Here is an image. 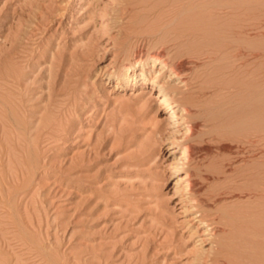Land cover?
I'll list each match as a JSON object with an SVG mask.
<instances>
[{"label":"rangeland","instance_id":"374dc122","mask_svg":"<svg viewBox=\"0 0 264 264\" xmlns=\"http://www.w3.org/2000/svg\"><path fill=\"white\" fill-rule=\"evenodd\" d=\"M173 1L0 0V264H264V0ZM136 49L147 67L182 54L187 81L161 64L119 78ZM183 98L197 103L193 191L166 145L184 130L165 101Z\"/></svg>","mask_w":264,"mask_h":264},{"label":"bare ground","instance_id":"6f19581e","mask_svg":"<svg viewBox=\"0 0 264 264\" xmlns=\"http://www.w3.org/2000/svg\"><path fill=\"white\" fill-rule=\"evenodd\" d=\"M175 1V0H174ZM173 1V2H174ZM190 2V1H189ZM201 2H203V0L201 1ZM200 2V3H201ZM179 3V2H178ZM181 3V2H180ZM171 4V3H170ZM188 4V3H187ZM186 4V5H187ZM192 4V3H191ZM188 5V7L190 6V10H192L191 12L189 11V13H192V12H195L196 13V11H197V13H198V10L196 9V11H195V7H194V5L192 4V5ZM198 4V3H197ZM202 5L204 4V2L203 3H201ZM183 5V4H182ZM204 6H206L205 4L202 6V7H204ZM179 7V6H178ZM200 8H201V6H199ZM223 7V6H222ZM209 7H207V8H205L204 7V9L205 10H209L208 9ZM177 9H179V8H177ZM202 10H203V8H202ZM204 12H206V11H204ZM211 12V11H210ZM241 12H243V11H241ZM217 13V12H216ZM194 13H192V14H189V15H193ZM206 14H208V12H206ZM185 15H186V12H185ZM198 15V14H197ZM193 16H195V15H193ZM211 16V15H210ZM195 18H196V16H195ZM202 17H200V19H201ZM203 19V18H202ZM202 22H204V20H202ZM205 23V22H204ZM198 27H199V24H196ZM209 26V25H208ZM194 27V26H193ZM206 27V26H205ZM241 27V26H240ZM243 27V26H242ZM204 28V27H203ZM206 28H208V27H206ZM219 28V27H218ZM209 29V28H208ZM211 29V28H210ZM236 29V28H235ZM194 30H196V28L194 29ZM198 31V30H197ZM201 31V30H200ZM195 32V31H194ZM220 32V31H219ZM226 33V32H225ZM224 33V34H225ZM239 33V32H238ZM195 34V33H194ZM197 34V33H196ZM206 34H209V33H206ZM211 34V33H210ZM203 35H204V33H203ZM218 36V35H217ZM220 36V35H219ZM218 36V37H219ZM208 37V36H207ZM210 38H211V36H209ZM224 39V38H223ZM171 40H173V39H171ZM210 40V39H209ZM221 40H222V38H221ZM224 40H226V39H224ZM223 40V42L222 43H220L221 45H219L218 47H215L216 45H214V47L215 48H213L212 49V53H213V55H218V56H221V58H219V59H223V58H227L226 56H227V40L226 41H224ZM164 41V40H163ZM171 42V41H170ZM211 42V41H210ZM164 44H166V43H164ZM211 44V43H210ZM215 44H217V43H215ZM167 45V44H166ZM174 46V45H173ZM242 45H240L239 46V48L241 47ZM243 46H245V45H243ZM164 47V46H163ZM162 48V47H161ZM165 48H167V47H165ZM171 49H173V48H171ZM242 49V48H241ZM182 50V49H181ZM142 49H136V50H134L133 52H132V55H133V58H134V60L130 63V64H127V65H125L124 66V72H123V74L122 75H120L119 76V78H121V79H125V80H129L131 77H132V79L134 78V79H136L137 80V78L140 76V78L138 79V80H142V81H144V80H146V79H148V76L152 73V68L156 65V64H161V68H160V70H158L159 71V75L161 74L160 73V71L163 69V68H168L169 70H170V75H172V77L174 76V77H177V78H180L181 79V81H187L186 79H185V75H183V73L185 72V70L187 69V66H189V65H187V59H185L184 57H183V55L182 54H180V53H175L174 55H172V56H167V54H166V49L164 50V49H161L160 51L158 50L157 52H152V53H149L148 54V59H150V62L148 61V67H147V62H145V60H146V58H144L143 57V54H142ZM237 51H239V54H240V52L242 53V51H240V49H237ZM211 53V54H212ZM234 53V52H233ZM253 53V52H252ZM238 55V54H237ZM241 55V54H240ZM145 56V55H144ZM233 56V55H232ZM241 57H243V56H241ZM196 60V59H195ZM219 63L218 64H216L215 66H214V68H215V70H216V72H218V74L219 75H226L225 74V69H227V63L226 62H221V61H218ZM216 63V62H215ZM242 63V62H241ZM137 66H141L142 68H141V70H140V72L139 73H137V71H136V68H137ZM192 68V67H191ZM210 68V67H209ZM213 68V69H214ZM202 70H204V69H202ZM206 70V71H205ZM204 71H203V73H200L199 71H198V73H196L194 76H193V78L194 79H196V80H198L199 78V80L201 81L202 79H204L205 78V75L207 76V74H208V72H207V70L208 69H205ZM158 71H155V72H158ZM213 72V71H212ZM193 73V72H192ZM205 73V74H204ZM194 74V73H193ZM158 75V76H159ZM211 75V74H210ZM210 75H208V76H210ZM220 77V76H219ZM222 77V76H221ZM212 78V77H211ZM191 80V79H190ZM192 81H194L193 79H192ZM191 81V82H192ZM155 83V82H154ZM189 84H190V82H189ZM188 84V85H189ZM203 87V86H202ZM202 87H198V88H201L202 89ZM190 89V88H189ZM243 89V88H242ZM241 89V90H242ZM245 89H247V88H245ZM160 90H163L164 91V89H163V87L161 86L160 87ZM257 90V89H256ZM244 91V90H243ZM247 91V90H246ZM259 91V90H258ZM164 93V92H163ZM257 93V92H256ZM259 93H260V91H259ZM258 93V94H259ZM165 94V97H166V93H164ZM202 94V93H201ZM200 94V95H201ZM257 95V94H256ZM258 96V95H257ZM22 97H24V96H22ZM200 96H197V97H194V98H196V99H194V100H196V102H197V100H198V98H199ZM27 98V97H26ZM25 98V99H26ZM23 99V98H22ZM180 99V98H179ZM184 99V98H183ZM182 99V101H180L177 105L179 106V108L178 109H176V106H174V105H172L169 101H168V99H166V101H165V103H166V109H169V117H168V119H170V120H172L170 123H171V125L173 126V127H175V124L177 123L179 126H180V129L182 128L184 131L180 134V135H176L177 134V132H176V134L174 135V136H172V137H168V141H167V143H166V145L167 144H169L170 145V148L171 149H174V148H178V147H180V149L182 150V156H183V159L185 160L182 164H181V169H179L180 171H183L184 172V174H183V176H179L178 178H177V182L179 183V182H181V181H183V182H185L186 183V189H189V190H195L196 188H197V175L199 174L198 173V170H196V169H193L192 167H191V158H194L193 157V154H194V149H195V147H196V144L194 145V143H193V140L195 139V137H196V126H197V123H195L194 122V118H193V115H192V106H195V105H197V103L196 104H194L193 103V99H184L183 100ZM200 99V98H199ZM252 99V98H251ZM23 101H25L26 102V100H23ZM23 101H22V103H23ZM21 103V104H22ZM198 103H199V101H198ZM225 103V102H224ZM222 104V103H221ZM201 105V104H200ZM243 106V105H242ZM21 107H22V105H21ZM28 107V106H27ZM244 108V107H243ZM227 109V108H226ZM247 109V108H246ZM24 110H25V112L26 111H28L27 109H25V107H24ZM243 110H245V109H243ZM180 111V112H179ZM225 111V110H224ZM227 111V110H226ZM248 112V111H247ZM253 112V111H252ZM30 113V112H29ZM223 114H224V112H223ZM248 115V114H247ZM223 116V115H222ZM249 116V115H248ZM254 116V115H253ZM256 116V115H255ZM258 116V115H257ZM10 117V116H9ZM224 121V120H223ZM19 123V122H18ZM227 124V123H226ZM228 125V124H227ZM20 126H22V125H20ZM153 132H154V139L156 140V143H157V146L154 148V151H153V154L156 156L157 155V153L161 150V145L163 144L162 142H161V136H162V133H160L161 131H160V129H159V127H157V124H155V128H154V130H152ZM159 132V134H160V137H158L157 135V133ZM179 132V131H178ZM255 132V131H254ZM171 136V135H170ZM166 140H167V138H166ZM196 143V142H195ZM223 146V145H222ZM201 147H204L203 149H205L206 150V146H203V144H202V146ZM224 147V146H223ZM200 148V147H199ZM198 148V149H199ZM209 148V147H208ZM208 148H207V150H208ZM226 148V147H225ZM202 149V148H201ZM202 149V150H203ZM221 149H222V147H221ZM223 150V149H222ZM204 151V150H203ZM154 157V156H153ZM215 158V157H214ZM216 163H217V165H216V163H215V165L217 166V168L215 167V169H216V171H214V169H213V171H214V174L217 176V178H222V181H223V185H222V187L221 188H219L220 190H218L219 192H216V195H218L217 193H219V194H225V193H227V173H226V170H225V167H226V165H227V162H226V159L223 157V155H221L220 154V156L219 157H216ZM262 162V161H261ZM260 163V162H259ZM196 166V165H195ZM262 167V166H261ZM255 168H257V167H255ZM263 168V167H262ZM261 168V169H262ZM199 169H201V168H199ZM264 171V170H263ZM178 172V171H177ZM202 171H200V173H201ZM258 173V172H257ZM264 173V172H263ZM253 174V173H252ZM260 174V173H259ZM262 174V173H261ZM200 175V174H199ZM215 176V177H216ZM260 176V175H259ZM262 176V175H261ZM264 179V178H263ZM196 191H198V190H196ZM216 191V190H215ZM207 192H211V191H207ZM208 194V193H207ZM193 195V199L195 200V199H197L198 197H196L197 196V194H193V193H191V196ZM209 195H211L212 197L215 195L214 194V192L213 193H209L208 194V196ZM215 197V196H214ZM191 199H192V197H191ZM201 199H203V198H201ZM206 200V199H205ZM198 201V200H197ZM201 201V200H200ZM203 202V201H202ZM264 210V209H263ZM207 214V213H206ZM207 216V215H206ZM197 218H198V220H200V222L203 224V226H205V230L207 231V230H211L212 229V223H211V219H206L205 218V215H202V213L201 214H198V211H197ZM214 221V220H213ZM205 231V232H206ZM204 234H206V233H204ZM205 240V239H204ZM203 240V241H204ZM221 255V254H220ZM223 255V254H222ZM218 258H220V257H218ZM224 259H226V258H224ZM194 264H199L198 262L197 263H194ZM201 264V263H200ZM210 264H227V261H225V260H222L221 258L220 259H217V258H215V259H213V262L212 263H210Z\"/></svg>","mask_w":264,"mask_h":264}]
</instances>
